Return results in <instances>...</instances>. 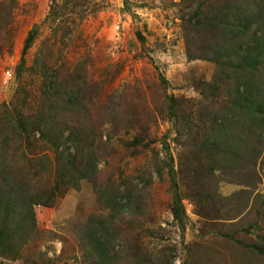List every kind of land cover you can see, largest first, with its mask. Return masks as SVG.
<instances>
[{
    "label": "rangeland",
    "instance_id": "obj_1",
    "mask_svg": "<svg viewBox=\"0 0 264 264\" xmlns=\"http://www.w3.org/2000/svg\"><path fill=\"white\" fill-rule=\"evenodd\" d=\"M241 84L261 112L234 104ZM62 156L94 159L93 178L35 205L40 236L0 264H264V0H0L1 165L41 192ZM126 190L113 215L102 194ZM97 224L104 260L86 244Z\"/></svg>",
    "mask_w": 264,
    "mask_h": 264
},
{
    "label": "trees",
    "instance_id": "obj_2",
    "mask_svg": "<svg viewBox=\"0 0 264 264\" xmlns=\"http://www.w3.org/2000/svg\"><path fill=\"white\" fill-rule=\"evenodd\" d=\"M239 23L244 28H249L251 21L241 17ZM37 32V28L35 27L28 34L21 63L19 64V70L23 67L24 56L34 42ZM259 64V54L257 52L254 57L249 58L239 66L243 67L246 65L248 68L256 70ZM251 89V86H246L245 84L239 85L234 94V104L240 109L255 107L257 111L261 112V96H255L254 91ZM171 107L173 108V104ZM17 127L18 131L22 135L27 136V138L40 133L44 137H50L49 140L55 147L56 153L61 152L59 151L60 143L58 141L61 137L56 136V134L51 133L45 128L47 125L44 122L22 121ZM73 137V135H68L66 139L67 141H71ZM77 143L79 144V141L72 140L73 145H77ZM76 160V157L71 156L60 157V160H57L54 166V173L57 172L58 180L52 188L41 192H33L31 190L32 186H30V183L26 179L10 173L11 171L9 169L6 172L5 167L1 165L0 161V172L2 176L0 179V256L11 259L20 258L23 249L38 239L41 231L36 220L35 205L53 206L58 196L64 195L67 191L66 188L77 186L78 179L90 178L89 176L93 178L96 169L95 160L90 158V162H86L82 167H80L82 161L77 163ZM42 166L45 169V165L42 164ZM74 173L77 174L75 181H73L74 176L72 175ZM102 196L104 198L103 202L111 207L113 215L115 213H127L132 208L133 203H131V200L133 199V194H131L130 190H126L123 195H120L118 191L114 193L104 192ZM124 198L129 199L130 202L122 203L121 200ZM172 213L180 226L184 228L183 216L186 212L181 199L175 200ZM107 228L103 224H97L87 230L86 244L92 248L93 252H96L95 256L99 260H104L109 257L108 253L111 251L112 240L110 239V241L106 236L107 234L110 236V228L108 230ZM256 248L258 252L264 254L261 249Z\"/></svg>",
    "mask_w": 264,
    "mask_h": 264
},
{
    "label": "built area",
    "instance_id": "obj_3",
    "mask_svg": "<svg viewBox=\"0 0 264 264\" xmlns=\"http://www.w3.org/2000/svg\"><path fill=\"white\" fill-rule=\"evenodd\" d=\"M7 73H8L9 76H6V77H8V78H12V76H13V72H12L11 70H9Z\"/></svg>",
    "mask_w": 264,
    "mask_h": 264
}]
</instances>
